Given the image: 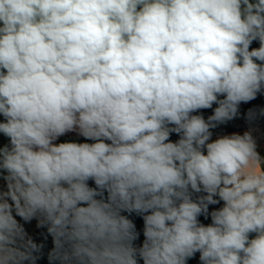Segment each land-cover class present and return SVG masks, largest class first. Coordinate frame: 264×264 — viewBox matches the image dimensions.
<instances>
[{
  "label": "clouds",
  "instance_id": "1",
  "mask_svg": "<svg viewBox=\"0 0 264 264\" xmlns=\"http://www.w3.org/2000/svg\"><path fill=\"white\" fill-rule=\"evenodd\" d=\"M260 97L264 0H0V264H264Z\"/></svg>",
  "mask_w": 264,
  "mask_h": 264
},
{
  "label": "trees",
  "instance_id": "2",
  "mask_svg": "<svg viewBox=\"0 0 264 264\" xmlns=\"http://www.w3.org/2000/svg\"><path fill=\"white\" fill-rule=\"evenodd\" d=\"M258 42H254L252 47H258ZM252 107H264V97H260L254 101H252L250 104H246V105H242L241 106V114L243 115V113L248 109V108H252ZM203 114L205 115V117H207V115L211 114V110H204ZM247 129V124L245 123V120L243 118H238L235 119L234 121L230 122L228 125L226 126H221L220 128L215 130L214 136L215 135H221V134H228V133H232V132H239L242 130H246ZM262 129H264V125H262ZM173 140L177 139V137L175 135H173L172 137ZM212 207H217V206H212ZM205 223L210 222L209 221H204ZM134 223L137 226V231L140 233V238L135 241V246H140V244H142L143 241V221L139 220V221H134ZM46 229L45 228H38L36 230V232L31 236L35 242L37 243H44L45 244V248L43 249V256L42 258L38 261V264H48L47 261V253L48 251L52 248V242H51V237L49 236L47 238V240H45V236H46ZM189 264H198V254L197 257L193 260L189 261Z\"/></svg>",
  "mask_w": 264,
  "mask_h": 264
},
{
  "label": "crops",
  "instance_id": "3",
  "mask_svg": "<svg viewBox=\"0 0 264 264\" xmlns=\"http://www.w3.org/2000/svg\"><path fill=\"white\" fill-rule=\"evenodd\" d=\"M247 130V129H246ZM246 130L239 131V133H243ZM229 134V133H228ZM215 138V136H214ZM62 140H82V138L75 136L74 134H69L68 136L62 137ZM6 142V139L2 136H0V144H3ZM258 143L260 145L259 150L261 151V154L264 155V136H258ZM91 183V182H90ZM126 214V213H125ZM127 215V214H126ZM19 219V218H18ZM129 219H132L133 221H139L142 220L141 217L137 216L135 213L131 214L129 216ZM21 223H24L23 221H20ZM26 231L29 233L30 236H32L38 227L36 226V221L33 220L29 224H24Z\"/></svg>",
  "mask_w": 264,
  "mask_h": 264
}]
</instances>
